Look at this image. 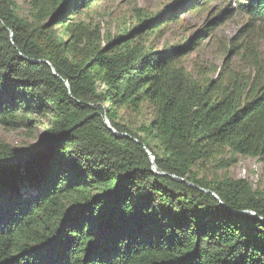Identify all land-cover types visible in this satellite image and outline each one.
Listing matches in <instances>:
<instances>
[{
  "label": "trees",
  "instance_id": "1",
  "mask_svg": "<svg viewBox=\"0 0 264 264\" xmlns=\"http://www.w3.org/2000/svg\"><path fill=\"white\" fill-rule=\"evenodd\" d=\"M90 1L30 0L31 22L0 0V125L50 114L35 148L0 144V264H264V193L194 171L264 159V0L238 2L241 66L201 81L178 67L194 39L139 42L173 18L102 41L72 21ZM144 103L143 136L119 110Z\"/></svg>",
  "mask_w": 264,
  "mask_h": 264
},
{
  "label": "rangeland",
  "instance_id": "2",
  "mask_svg": "<svg viewBox=\"0 0 264 264\" xmlns=\"http://www.w3.org/2000/svg\"><path fill=\"white\" fill-rule=\"evenodd\" d=\"M13 1L18 6L19 15L32 22L29 17L30 0ZM239 1L92 0L78 7L72 21L105 41L107 38L126 34L142 20H150L159 15L173 18V21L170 19L164 23L161 32L149 33L139 42L144 43L147 48L162 50L177 43H182L183 46L194 39L192 47L178 61V67L191 73L193 79L201 81L205 78L216 79L228 66H241L236 49L242 43V30L249 18L238 9ZM220 14L224 16L221 23L205 31L206 28H211L210 22ZM49 21L48 19L46 22ZM55 31L71 41L62 28L57 27ZM49 118L50 114L46 117H34L28 126L0 125V144L15 149L35 148ZM153 118L154 111L148 103H144L138 111L125 108L119 110V120L134 131H141L143 136L147 134L144 129L148 128ZM152 145L158 150L155 141H152ZM229 158L230 155L227 154L215 162L200 163L195 166L194 171L198 177L208 181L225 177L246 179L254 190L264 193V159L236 155L235 161L228 166Z\"/></svg>",
  "mask_w": 264,
  "mask_h": 264
},
{
  "label": "water",
  "instance_id": "3",
  "mask_svg": "<svg viewBox=\"0 0 264 264\" xmlns=\"http://www.w3.org/2000/svg\"><path fill=\"white\" fill-rule=\"evenodd\" d=\"M48 64H50V63L48 62ZM66 86L69 88V85H68L67 83H66ZM106 122H107L108 126L111 128V125H110L108 119H106ZM111 129H112V128H111ZM151 158H152V162H154V157H153V155H151ZM154 170L156 171V166H155V164H154ZM158 173H159L160 175H167L166 172H158ZM172 177L175 178V176H172ZM180 180L183 181V179H180Z\"/></svg>",
  "mask_w": 264,
  "mask_h": 264
}]
</instances>
